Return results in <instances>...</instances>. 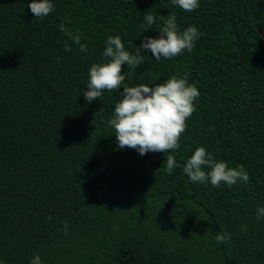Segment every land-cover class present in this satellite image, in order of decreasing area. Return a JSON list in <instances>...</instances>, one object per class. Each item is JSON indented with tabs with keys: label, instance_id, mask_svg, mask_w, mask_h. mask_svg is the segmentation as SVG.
Instances as JSON below:
<instances>
[{
	"label": "trees",
	"instance_id": "1",
	"mask_svg": "<svg viewBox=\"0 0 264 264\" xmlns=\"http://www.w3.org/2000/svg\"><path fill=\"white\" fill-rule=\"evenodd\" d=\"M52 2L36 18L31 0H0V264H264V0H199L192 12L172 0ZM171 15L198 29L193 50L157 60L142 49L124 85L188 74L200 96L179 149L140 155L108 124L120 94L88 103L83 92L108 36L135 54ZM201 146L249 181L193 183L183 168Z\"/></svg>",
	"mask_w": 264,
	"mask_h": 264
},
{
	"label": "clouds",
	"instance_id": "2",
	"mask_svg": "<svg viewBox=\"0 0 264 264\" xmlns=\"http://www.w3.org/2000/svg\"><path fill=\"white\" fill-rule=\"evenodd\" d=\"M185 12L199 8V0H172ZM36 18H43L55 10L52 0H31L28 5ZM146 25H153L156 17L148 13ZM60 29L81 51H87V46L81 43V34L73 33L63 23ZM147 31V27L145 29ZM158 37H146L137 48L135 54L126 50L119 35L108 36L103 51L106 62L95 63L89 71L87 91L83 92L88 103L100 99L105 91L118 92L119 101L115 104L114 114L108 124L114 128V134L120 149L131 148L145 155L148 152L171 153L180 147V139L187 131L188 119L196 111V101L200 96L195 84L188 82V74L173 75L162 83L154 86L137 84L124 85L126 76L124 66L133 71L144 63L141 50H146L157 60L171 59L181 55L185 50L191 52L195 47L200 33L195 26H189L183 31L176 23V16L171 15L163 27L159 29ZM65 50L71 51V46L65 43ZM122 85H124L122 87ZM177 162L173 155L166 156V171L172 174ZM205 169H208L207 171ZM183 171L193 183L207 184L219 187L222 183L229 187L237 182L247 183L250 179L243 165L237 168L229 167L225 161H217L203 146L198 147L184 165ZM170 199V198H169ZM264 217V207L257 209V218ZM199 219V218H198ZM65 232H67V225ZM230 234H218L217 242H227ZM31 264H42L36 255Z\"/></svg>",
	"mask_w": 264,
	"mask_h": 264
},
{
	"label": "water",
	"instance_id": "3",
	"mask_svg": "<svg viewBox=\"0 0 264 264\" xmlns=\"http://www.w3.org/2000/svg\"><path fill=\"white\" fill-rule=\"evenodd\" d=\"M262 35L264 36V33H262Z\"/></svg>",
	"mask_w": 264,
	"mask_h": 264
}]
</instances>
